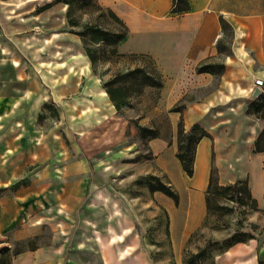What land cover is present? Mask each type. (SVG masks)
<instances>
[{"label":"crops","instance_id":"crops-1","mask_svg":"<svg viewBox=\"0 0 264 264\" xmlns=\"http://www.w3.org/2000/svg\"><path fill=\"white\" fill-rule=\"evenodd\" d=\"M52 1L0 0V191L9 190L16 181L22 188L12 196L0 195V236L43 215L48 199L38 183L58 184L89 168L79 147L72 149L76 158L68 157L60 136L64 127L38 126L46 103L62 112L63 89L79 88L81 80L89 85L99 82L82 53L80 36L68 29L67 5L55 2L40 10ZM98 1L128 27L118 50L148 53L155 59L164 77L160 109L183 100L184 121L190 126L206 111L236 102V166L240 167L236 181L252 176L244 166L264 156V151H255L259 121L247 113L256 78L264 80V0H189L190 9L181 13L171 12L173 0ZM222 17L232 30L227 42ZM205 62L222 63L224 71L198 72ZM168 113L172 126L178 128L181 112ZM208 138L198 144L194 175L196 183L204 180L206 188L211 171ZM198 158L204 161L201 176ZM51 159L55 163L50 164ZM26 166L35 168L18 178V170ZM250 187L258 205H264V191ZM197 196L200 213H206V200L201 193ZM174 247L178 249L175 243ZM177 262L182 263L179 256ZM215 264H264V241L238 244L218 255Z\"/></svg>","mask_w":264,"mask_h":264},{"label":"rangeland","instance_id":"rangeland-1","mask_svg":"<svg viewBox=\"0 0 264 264\" xmlns=\"http://www.w3.org/2000/svg\"><path fill=\"white\" fill-rule=\"evenodd\" d=\"M89 18L93 19L84 14L82 23ZM231 36L229 28L226 42ZM96 77L95 85L81 80L79 88L63 89L62 112L48 103L38 121L43 129L64 127L60 136L68 157L76 158L72 149L79 147L89 168L58 184L38 183L47 195V208L32 223L0 236V259L7 249L10 264H178V256L183 264L188 247L197 259L210 264L220 247L226 248L223 254L238 244L264 241L262 204L254 207L249 201L242 205L212 196V207L200 213L197 194L206 200V184L194 179L196 158L192 176L182 169L176 156L177 127L172 126L169 107L159 108L154 90H146L133 107L117 111ZM260 101L256 98L248 114L259 121L257 135L264 129V108L255 112ZM197 122L210 133V165L219 183L233 184L240 170L236 166V102L206 111ZM192 125L185 124V128ZM142 126L156 128L159 135L146 141L140 135ZM258 157L244 167L253 173L247 178L249 187L264 191V156ZM33 168L19 169L18 178ZM157 179L178 192L177 203L152 190L150 185ZM11 185L0 195L22 190L18 181Z\"/></svg>","mask_w":264,"mask_h":264},{"label":"trees","instance_id":"trees-1","mask_svg":"<svg viewBox=\"0 0 264 264\" xmlns=\"http://www.w3.org/2000/svg\"><path fill=\"white\" fill-rule=\"evenodd\" d=\"M55 2H63L67 5L66 17L70 27L69 30L80 36L85 54L90 60L92 71L101 79L104 90L117 111L133 107L135 101L148 89L154 90L156 92L155 101L159 100L160 90L164 85L162 72L150 54L124 53L118 50L119 42L128 34V27L112 9L104 7L98 0H54L41 6L40 10L49 8ZM190 7L189 0H173L171 12H185ZM84 14L90 15L93 19L89 18V21L82 23L81 18ZM221 22L225 32L231 28L223 17ZM219 51L221 52V48ZM112 68V72L106 76L108 70ZM224 68L225 66L222 63L205 62L198 66L197 71L221 74ZM258 98H261L262 101L255 109L256 114L264 108V90ZM255 100L256 98L250 102L247 109L248 114ZM184 106L185 103L182 100L174 104L167 112H181L177 128L176 156L185 173L192 176L198 144L202 138L210 137V133L199 122H195L189 129L185 128L182 113ZM257 117H260V115H257ZM140 135L146 138L147 141V139L157 137L159 131L156 128L142 126ZM255 151H264V129L258 133L255 139ZM150 186L152 190H159L173 198L176 203L178 202L179 194L170 184L157 179ZM206 193L207 210L212 207V196L227 197L242 205L247 204L248 201L254 207L258 205L257 199L252 195L247 179L235 181L233 184H220L214 167L210 171ZM243 240L244 238L239 239V241ZM189 241H191V238ZM224 249L226 248L220 247L216 255L221 254ZM3 251L0 264H10L9 251L7 249ZM215 257L210 264H215ZM183 264L208 263L201 262L186 247L183 253Z\"/></svg>","mask_w":264,"mask_h":264},{"label":"bare ground","instance_id":"bare-ground-1","mask_svg":"<svg viewBox=\"0 0 264 264\" xmlns=\"http://www.w3.org/2000/svg\"><path fill=\"white\" fill-rule=\"evenodd\" d=\"M104 93L106 94V91L104 90ZM204 161L201 158H198V165H197V175L201 176L203 171Z\"/></svg>","mask_w":264,"mask_h":264},{"label":"water","instance_id":"water-1","mask_svg":"<svg viewBox=\"0 0 264 264\" xmlns=\"http://www.w3.org/2000/svg\"><path fill=\"white\" fill-rule=\"evenodd\" d=\"M262 92H263L262 87L256 86L255 89L253 90L252 98L253 99L258 98L262 94Z\"/></svg>","mask_w":264,"mask_h":264},{"label":"built area","instance_id":"built-area-1","mask_svg":"<svg viewBox=\"0 0 264 264\" xmlns=\"http://www.w3.org/2000/svg\"><path fill=\"white\" fill-rule=\"evenodd\" d=\"M255 83L257 86H260L262 88L264 86V80L262 78H256Z\"/></svg>","mask_w":264,"mask_h":264}]
</instances>
